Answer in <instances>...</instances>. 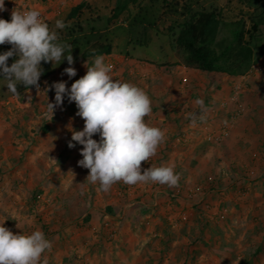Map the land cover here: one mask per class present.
<instances>
[{
    "label": "rangeland",
    "instance_id": "374dc122",
    "mask_svg": "<svg viewBox=\"0 0 264 264\" xmlns=\"http://www.w3.org/2000/svg\"><path fill=\"white\" fill-rule=\"evenodd\" d=\"M11 1L5 0L0 14L7 12ZM27 1L41 13L49 29L58 33L59 43L71 29L78 31L81 26L89 31L91 25L110 20L112 52L121 56H104L105 63L115 64L117 80L148 93L152 112L145 121L149 125L159 127V101L165 111L178 106L163 99L161 93L172 87V69L179 61L175 40L183 21L180 14H164L141 37L127 30L128 19L148 0ZM178 1L180 6L191 3L192 10L217 6L226 20L240 18L264 4V0H254L251 5L245 0ZM79 4L78 16L70 17ZM58 19L65 22L64 29L55 27ZM232 33L228 21L220 37L231 39ZM10 48V44H1L0 53ZM15 59L9 58V66ZM92 60L79 57L69 65L65 59L55 64L56 73L43 80L40 90L33 87L20 95L7 90V81L0 76V223L5 221L14 234L42 231L52 247L42 255L41 264H264V131L257 120L254 131L246 129V139H240L233 126L224 139L208 140L210 133L217 134L231 123L238 109H242L240 118L249 112V94L255 88L251 83L264 77V56L244 74L238 92L233 83L243 75H230L228 81L222 74L190 69L199 89L192 96L197 114L194 121L204 122L205 139L192 141L186 139V131L168 130L156 155L141 164L142 170L174 167L179 174L177 186L120 181L108 192L86 180L90 170L78 164L83 146L77 142H73L75 147L68 146L72 137L69 126L80 131L85 125L77 115L76 103L65 96L53 116L47 111L48 100L54 103L55 98L54 88L45 91L53 84L49 79L67 81L70 87L85 75V65L91 66ZM69 66L77 69L71 79L63 76ZM221 92L224 98L237 96V105L223 103L220 107L221 98L213 94ZM198 99H203V109ZM215 112L227 117L223 125L214 126L219 124L211 121L216 119L211 116ZM93 138L99 140V135Z\"/></svg>",
    "mask_w": 264,
    "mask_h": 264
},
{
    "label": "clouds",
    "instance_id": "9594fccd",
    "mask_svg": "<svg viewBox=\"0 0 264 264\" xmlns=\"http://www.w3.org/2000/svg\"><path fill=\"white\" fill-rule=\"evenodd\" d=\"M4 10L5 0H0V11ZM55 27L64 29L66 24L58 19ZM58 41V33L49 29L36 9L13 11L10 21L0 18V44L11 45L9 50L0 53V76L7 81V90L17 94L18 84L40 90L38 81L44 72L42 61L58 66L66 59L72 65L73 56L65 54L71 46ZM10 57L16 59L9 66ZM85 66V75L70 87L67 81H59L45 91L55 90L54 103L47 102V111L52 116L67 96L70 102L76 103L77 115L85 121L80 131L69 126L72 137L68 146L75 147L73 142L83 146L80 149L83 158L78 164L90 170L86 180L98 183L104 192L120 181L128 185L177 186L179 174L174 167L141 168L142 162L155 156L165 140L162 129L145 121L152 112L148 94L133 83L115 79L111 75L113 66L106 64L105 57L96 55L95 50L92 65ZM64 72L71 79L76 76L77 69L69 66ZM197 104L204 108L203 99H198ZM96 134L99 140L93 138ZM4 222L0 223V264H41L42 255L52 247L45 234L40 230L28 235L14 234Z\"/></svg>",
    "mask_w": 264,
    "mask_h": 264
},
{
    "label": "trees",
    "instance_id": "16d2710c",
    "mask_svg": "<svg viewBox=\"0 0 264 264\" xmlns=\"http://www.w3.org/2000/svg\"><path fill=\"white\" fill-rule=\"evenodd\" d=\"M132 2L137 3L138 0ZM245 2L251 5L254 0ZM81 6L79 4L74 7L70 17L78 16ZM119 8L120 6L117 9ZM166 13H178L183 17L175 40V52L179 59L176 64H184L189 69L211 74L244 75L258 58L264 56V4L254 10H248L240 18L226 20L222 9L217 6L192 10L191 3L180 6L178 0H148L144 5H139L138 10L129 17L127 30L130 29L132 34L142 37L149 28L156 26ZM0 18L11 20L8 13L0 14ZM228 21L232 24L231 39L220 37L221 28L227 25ZM109 23L108 19L101 25L93 24L89 31L81 26L78 31L71 29L67 38L61 41V44L71 46L65 54L75 56L72 51H78L80 54L73 57L74 60L79 57H93V50L96 55L111 54L114 44L108 38ZM41 66L44 72L38 83L53 76L57 71L52 62L42 61ZM33 87L35 86L27 88L18 84L17 94H12L20 95ZM107 209L112 211L111 207Z\"/></svg>",
    "mask_w": 264,
    "mask_h": 264
},
{
    "label": "crops",
    "instance_id": "0c3cea01",
    "mask_svg": "<svg viewBox=\"0 0 264 264\" xmlns=\"http://www.w3.org/2000/svg\"><path fill=\"white\" fill-rule=\"evenodd\" d=\"M121 56L114 54L113 52L111 54L103 55L105 57L107 56ZM175 65V66H174ZM174 69H172L173 79L170 82V90H163L161 95L162 98H167V100H170L174 105L178 103V106H174L172 109H169L167 111L164 110L163 106L160 103V108L161 110L156 112V115L158 117V120L156 123L159 125V128L162 129L165 134L168 130L171 131H186L185 132V137L186 139H190L194 141L195 139H199V137L204 138V129L201 127V125L204 123L199 124V122L194 121V117L197 116L196 113H194V109L192 108L195 104V100L193 99L192 96L195 93V90H199L198 88H195V80L191 76L190 69L187 68L184 64H174ZM125 67H126V62H125ZM125 67L121 69V73L124 72ZM179 72V74H178ZM222 78L224 75L226 76V79L228 81H231L230 75L227 74H222ZM216 77H220L216 75ZM237 80L234 81L233 86L241 81V76H237ZM194 81V82H193ZM238 81V82H237ZM226 84V81L223 82ZM253 87L251 88L250 91V108L249 112L243 115L242 118H238L239 121L235 122L233 130L235 131L236 135H239L240 139L247 138L246 135V129L250 128L252 131H254V125L253 123H257V120L260 124V127L262 128L261 130L264 131V77L258 78L255 82L253 81L251 83ZM232 86V88H233ZM225 88V87H223ZM263 89V91H262ZM147 93V92H146ZM224 93V92H223ZM223 93L221 92L220 95L218 94H213L214 98H221L220 99V107H223L222 104L228 103L229 106L232 105H237V96H229L227 97H222ZM148 94V93H147ZM225 94V93H224ZM149 96V95H148ZM150 97V96H149ZM243 97H239L238 101L242 102ZM229 99V100H227ZM180 101V103L178 102ZM213 102L216 101V99L212 100ZM240 102V103H241ZM207 112V111H206ZM209 112V111H208ZM215 116L216 119H212L211 121L215 120L217 123L214 126H219L220 124L223 125L222 121L226 119L227 117H222V114L220 113H214L211 116ZM224 122V121H223ZM220 125V126H221ZM210 123L207 128H210ZM213 126V127H214ZM202 128V129H201ZM206 129V128H205ZM233 131V132H234ZM201 135V136H200ZM256 136V135H255ZM261 136V135H260ZM198 137V138H197ZM259 136H257L258 138ZM261 143V142H260ZM259 142H257L256 145H260Z\"/></svg>",
    "mask_w": 264,
    "mask_h": 264
},
{
    "label": "built area",
    "instance_id": "2783aa9c",
    "mask_svg": "<svg viewBox=\"0 0 264 264\" xmlns=\"http://www.w3.org/2000/svg\"><path fill=\"white\" fill-rule=\"evenodd\" d=\"M30 9H32V7L29 6V2L27 0H12L6 13H8L11 16L13 11H27ZM41 19L43 21L42 17H41ZM110 64L113 66L111 75L116 79L117 76L119 75L118 71H117L114 63H110ZM66 75L67 74L64 72L63 76H66ZM244 79H245V76L243 75L241 78V81L239 83L235 84L234 88L236 89L237 92L241 88L242 82ZM49 80H50V83L58 81L57 78H50ZM43 83H44V81L39 82L40 88L43 87ZM241 113H242V109H238L237 112H234L232 114V117H231V123H226L225 125H223L221 127V130L217 134H211L210 133L208 135V140H210V141L222 140L225 137H227L229 135L231 128L234 126L235 120H237L241 116Z\"/></svg>",
    "mask_w": 264,
    "mask_h": 264
}]
</instances>
